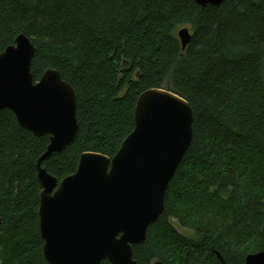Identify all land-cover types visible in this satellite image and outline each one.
<instances>
[{"label": "trees", "instance_id": "16d2710c", "mask_svg": "<svg viewBox=\"0 0 264 264\" xmlns=\"http://www.w3.org/2000/svg\"><path fill=\"white\" fill-rule=\"evenodd\" d=\"M20 34L34 81L55 69L76 94V138L42 162L58 183L83 153L120 150L142 92L190 105L192 141L164 213L132 246L137 264H244L264 251V0H0V54ZM48 144L0 110V264H47L36 165Z\"/></svg>", "mask_w": 264, "mask_h": 264}, {"label": "water", "instance_id": "95a60500", "mask_svg": "<svg viewBox=\"0 0 264 264\" xmlns=\"http://www.w3.org/2000/svg\"><path fill=\"white\" fill-rule=\"evenodd\" d=\"M223 1L194 0L201 8ZM177 36L184 49L191 38L189 29L178 30ZM34 55L35 47L23 34L0 54V110H10L19 126L34 136L49 137L36 165L44 260L137 264L132 246L145 242L149 227L164 213L168 184L191 144L192 109L167 90L142 92L134 109V130L120 150L112 158L83 153L76 171L58 183L42 162L75 140L77 99L55 69L34 81ZM244 264H264V251L248 255Z\"/></svg>", "mask_w": 264, "mask_h": 264}, {"label": "rangeland", "instance_id": "374dc122", "mask_svg": "<svg viewBox=\"0 0 264 264\" xmlns=\"http://www.w3.org/2000/svg\"><path fill=\"white\" fill-rule=\"evenodd\" d=\"M189 29V28H188ZM190 31V30H189ZM172 224L174 225V227L177 229L178 232H180L181 234L185 235V236H188V237H191L192 236V233L188 230H185V229H182L181 227H179L177 225V223L175 221H172Z\"/></svg>", "mask_w": 264, "mask_h": 264}]
</instances>
